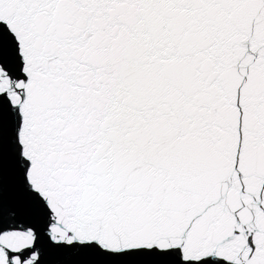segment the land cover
Masks as SVG:
<instances>
[{
    "label": "snow or ice",
    "instance_id": "obj_1",
    "mask_svg": "<svg viewBox=\"0 0 264 264\" xmlns=\"http://www.w3.org/2000/svg\"><path fill=\"white\" fill-rule=\"evenodd\" d=\"M0 264H264V0H0Z\"/></svg>",
    "mask_w": 264,
    "mask_h": 264
}]
</instances>
